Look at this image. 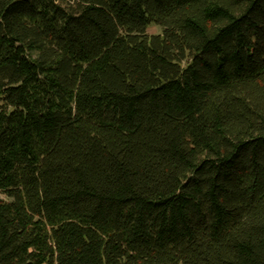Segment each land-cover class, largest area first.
<instances>
[{"label": "trees", "instance_id": "16d2710c", "mask_svg": "<svg viewBox=\"0 0 264 264\" xmlns=\"http://www.w3.org/2000/svg\"><path fill=\"white\" fill-rule=\"evenodd\" d=\"M0 195V264H264V0H0Z\"/></svg>", "mask_w": 264, "mask_h": 264}, {"label": "rangeland", "instance_id": "374dc122", "mask_svg": "<svg viewBox=\"0 0 264 264\" xmlns=\"http://www.w3.org/2000/svg\"><path fill=\"white\" fill-rule=\"evenodd\" d=\"M161 30H162V28L160 26L153 25L147 29V34L157 35L158 33H161ZM0 197L4 199V196L0 195Z\"/></svg>", "mask_w": 264, "mask_h": 264}]
</instances>
